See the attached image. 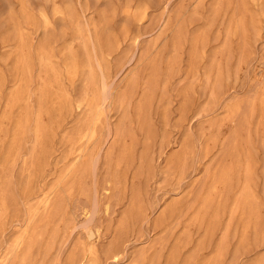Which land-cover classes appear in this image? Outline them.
Segmentation results:
<instances>
[{
  "label": "rangeland",
  "instance_id": "1",
  "mask_svg": "<svg viewBox=\"0 0 264 264\" xmlns=\"http://www.w3.org/2000/svg\"><path fill=\"white\" fill-rule=\"evenodd\" d=\"M84 256L264 264V0H0V264Z\"/></svg>",
  "mask_w": 264,
  "mask_h": 264
},
{
  "label": "bare ground",
  "instance_id": "2",
  "mask_svg": "<svg viewBox=\"0 0 264 264\" xmlns=\"http://www.w3.org/2000/svg\"><path fill=\"white\" fill-rule=\"evenodd\" d=\"M78 27H79V25H78ZM80 28H81V27H80ZM75 35H77V33H76ZM72 36H73V35H72ZM77 36H78V35H77ZM77 36H76V37H77ZM73 37H74V36H73ZM73 37H71V39H72ZM65 38H66V37H65ZM116 38H117V37H116ZM73 39H74V38H73ZM85 45H86V44H85ZM86 47H87V46H86ZM97 47H98V46H97ZM93 50H95V48H94ZM95 51H96V50H95ZM95 51H94V52H95ZM96 54H97V53H96ZM23 56H24V55H23ZM96 57H97V56H96ZM24 59H25V58H24ZM42 59H43V58H42ZM43 61H44V60H43ZM96 61H97V58H96ZM97 62H98V61H97ZM97 64L99 65L100 63H97ZM100 67H101V65H99V68H100ZM26 71H28V70H26ZM60 73H61V72H60ZM27 79H28V78H27ZM23 80H24V79H23ZM25 81H26V80H25ZM44 96H45V95H44ZM45 97H46V96H45ZM45 97H44V98H45ZM44 101H45V99H44ZM8 115H10V114H8ZM22 116H24V115H22ZM28 121H29V120H28ZM24 123H25V121H24ZM37 124H39V123H37ZM39 125H40V124H39ZM39 125H38V128H41L42 126L39 127ZM41 125H42V124H41ZM26 126L28 127L27 123H26ZM22 127H24V126H22ZM18 129H21V128H18ZM16 130H17V129H16ZM22 131H23V130H22ZM25 131H26V130H25ZM17 132H18V131H17ZM19 133H20V132H19ZM45 133H46V132H45ZM21 137H23V136H20L19 138H21ZM36 137H37V135H36ZM38 137H39V136H38ZM90 137H91V136H90ZM17 138H18V137H17ZM24 139H25V138H24ZM84 140H85V139H84ZM18 141H19V140H18ZM37 141H38V139H37ZM40 141H41V140H40ZM14 143H15V142H13V144H14ZM35 143H36V141H35ZM16 144H19V143H16ZM22 146H23V144H22ZM42 146H43V145H42ZM36 147H38V145H37ZM16 149H17V148H16ZM34 151H35V150H34ZM34 151H33V152H34ZM9 152H10V151H9ZM11 152H12V151H11ZM35 152H37V151H35ZM9 156L11 157V153H10ZM12 159H13V158H12ZM16 159H17V157H16ZM16 159H15V160H16ZM16 162H17V161H16ZM40 165H41V164H40ZM12 175H13V174H12ZM11 178H13V176H12ZM9 188H10V187H9ZM9 190H11V189H9ZM27 215H28V214H27ZM34 217H35V214H34L33 212H31L29 218H31V220H33ZM34 235L37 236L36 233H35ZM89 235H90V237H91V236H94V235H95V231H93V230H89ZM20 239H24L23 242H25V245H26L27 249H30V250H31V247L34 246L33 244H31V242H30L29 240H26V237L24 238V236H22ZM34 248H35V247H34ZM25 249H26V248H25ZM32 251H34V250H33V247H32ZM27 252H28V251H27ZM27 252L24 251V252H21V253H24V254H25V253H27ZM88 252H89V251H88ZM90 252L93 253V250H90ZM21 253H20V254H21ZM20 254H18V256H19ZM28 254H29V252H28ZM89 255H90V254H89ZM20 256H22V255H20ZM23 256H24V255H23ZM26 256H28V255H25V256L23 257L24 260L27 259ZM118 256H119V253H117V254L115 255V257H118ZM30 257H31V256H30ZM32 257H33V255H32ZM32 257H31V258H32ZM87 257H88V255H87ZM87 257L84 256V257H79V258H76V259L73 257L74 259H72V260H73V263H72V264H87V263L89 264V261H92L93 259L91 258L92 260H89V261L87 262V260H88ZM18 258H20V257H18ZM31 258H30V259H31ZM89 259H90V258H89ZM18 260H22V259H18ZM24 260H23V261H24ZM32 260H33V259H32ZM29 262H31V260H30ZM19 263H20V264H21V263H23V264L26 263V264H27L28 261H27V262L19 261ZM19 263H18V264H19ZM91 263H92V262H91ZM31 264H33V261H32Z\"/></svg>",
  "mask_w": 264,
  "mask_h": 264
}]
</instances>
